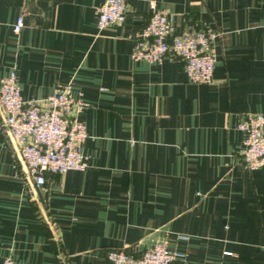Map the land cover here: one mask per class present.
<instances>
[{"label":"crops","instance_id":"1","mask_svg":"<svg viewBox=\"0 0 264 264\" xmlns=\"http://www.w3.org/2000/svg\"><path fill=\"white\" fill-rule=\"evenodd\" d=\"M150 1L179 30L217 32L209 82L171 53L130 57ZM101 2L0 0V77L14 69L35 98L69 82L87 102L86 167L43 184L0 130V261L110 264V247L165 241L183 253L165 264H264V165L244 166L237 126L264 113V0H125L124 21L98 29Z\"/></svg>","mask_w":264,"mask_h":264},{"label":"built area","instance_id":"2","mask_svg":"<svg viewBox=\"0 0 264 264\" xmlns=\"http://www.w3.org/2000/svg\"><path fill=\"white\" fill-rule=\"evenodd\" d=\"M148 21L131 34L130 57L161 61L174 54L183 63L188 79L209 82L212 79L215 55L213 42L217 32L210 28L177 29L173 14L150 1ZM125 19V0H102L96 8L95 25L101 29ZM22 24L19 13L13 30ZM87 105L80 90L71 83L56 85L43 98L25 97L21 93L14 69L0 77V130L8 132L23 168V175L35 184H43L45 173L82 170L87 163L80 147L86 137L84 123L78 113ZM243 131L240 150L245 167L264 165V113H246L237 124ZM105 256L110 264H165L183 253L165 241L133 251L125 247H110ZM0 264H13L5 256Z\"/></svg>","mask_w":264,"mask_h":264}]
</instances>
